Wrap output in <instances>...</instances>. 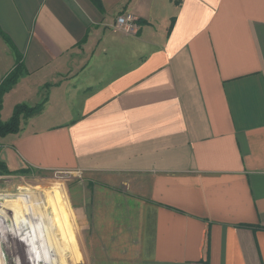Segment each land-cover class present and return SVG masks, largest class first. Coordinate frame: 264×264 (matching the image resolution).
I'll list each match as a JSON object with an SVG mask.
<instances>
[{"label":"crops","instance_id":"1","mask_svg":"<svg viewBox=\"0 0 264 264\" xmlns=\"http://www.w3.org/2000/svg\"><path fill=\"white\" fill-rule=\"evenodd\" d=\"M97 1L0 0L2 176L70 172L93 256L264 264V0Z\"/></svg>","mask_w":264,"mask_h":264},{"label":"rangeland","instance_id":"2","mask_svg":"<svg viewBox=\"0 0 264 264\" xmlns=\"http://www.w3.org/2000/svg\"><path fill=\"white\" fill-rule=\"evenodd\" d=\"M3 168L0 166V264H123L128 260L130 264V258L91 254L88 209L82 200L87 190L74 189L70 172L26 169L4 177L9 172ZM22 195L24 203L18 199ZM43 218L46 230L39 223ZM93 219L100 218L95 215ZM29 226H36L39 242L36 238L22 240L20 234Z\"/></svg>","mask_w":264,"mask_h":264},{"label":"trees","instance_id":"3","mask_svg":"<svg viewBox=\"0 0 264 264\" xmlns=\"http://www.w3.org/2000/svg\"><path fill=\"white\" fill-rule=\"evenodd\" d=\"M96 3H98L97 0H94ZM178 1V0H177ZM18 59V60H17ZM15 66L13 69L5 76L2 78L0 81V109L2 105V97L5 92H7L17 81L21 71H22V66L20 59L17 58ZM41 103L29 106L24 103H17L13 107V111L11 116L9 117L8 120L2 121L0 119V135H4L9 132H15L19 129V124H20V119L25 116H29L32 114H35L41 110ZM0 166H3L0 163ZM4 167V166H3ZM5 172H9L8 169L5 167L3 168ZM26 170H20V172H24ZM42 224V221L40 222Z\"/></svg>","mask_w":264,"mask_h":264},{"label":"built area","instance_id":"4","mask_svg":"<svg viewBox=\"0 0 264 264\" xmlns=\"http://www.w3.org/2000/svg\"><path fill=\"white\" fill-rule=\"evenodd\" d=\"M135 19L130 14H123L116 17L115 27L126 33L134 31Z\"/></svg>","mask_w":264,"mask_h":264},{"label":"bare ground","instance_id":"5","mask_svg":"<svg viewBox=\"0 0 264 264\" xmlns=\"http://www.w3.org/2000/svg\"><path fill=\"white\" fill-rule=\"evenodd\" d=\"M23 196V195H22ZM19 200H21L20 201V203H24L25 202V197L23 196V197H19L18 198ZM18 204V203H17ZM12 208V207H11ZM23 209V208H22ZM21 211V210H20ZM19 211V212H20ZM26 211H27V209H26ZM25 213H27V212H25ZM24 214V213H23ZM16 215V214H15ZM18 218V217H17ZM36 223V222H35ZM23 228V227H22ZM21 229V228H20ZM23 234H20L21 236H22V240L23 241H28V239H34V238H36V240L38 241V237H37V231H36V226L35 227H33V226H29L27 229H26V227H24V229H23V232H22ZM31 242V241H30ZM39 242V241H38ZM28 243V242H27ZM29 248V247H28ZM30 250V249H29ZM41 253H42V250H41ZM44 256V255H43ZM32 259V258H31ZM43 259H44V257H43Z\"/></svg>","mask_w":264,"mask_h":264}]
</instances>
